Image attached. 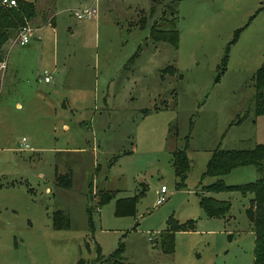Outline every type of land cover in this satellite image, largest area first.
Listing matches in <instances>:
<instances>
[{"label":"rangeland","instance_id":"1","mask_svg":"<svg viewBox=\"0 0 264 264\" xmlns=\"http://www.w3.org/2000/svg\"><path fill=\"white\" fill-rule=\"evenodd\" d=\"M32 1L29 24L45 45L12 46L17 71L0 90V264H91L97 246L107 257L121 242L126 264H254L249 195L213 193L231 204L221 217L199 201L216 180L203 176L215 149L264 143V115L253 113L264 0H164L153 11L150 0ZM89 6L93 18L75 16ZM152 27L177 30V48L153 41ZM54 56L55 67L42 63ZM181 149L190 170L178 186L171 157ZM258 176L239 166L223 180ZM101 191L114 195L97 205ZM134 195V215L116 216V201ZM56 210L68 228H53ZM170 217L187 229L174 233L168 254L158 240Z\"/></svg>","mask_w":264,"mask_h":264},{"label":"trees","instance_id":"2","mask_svg":"<svg viewBox=\"0 0 264 264\" xmlns=\"http://www.w3.org/2000/svg\"><path fill=\"white\" fill-rule=\"evenodd\" d=\"M15 6H5L0 3V56L3 45L15 35L16 31L28 23L36 16L35 5L32 0H16ZM151 10L164 0H150ZM146 18L140 19V27L144 28ZM237 32L235 33V35ZM149 37L157 41L171 43L175 48L178 44V32L175 29H150ZM236 38V37H235ZM234 38V40H235ZM225 60V59H223ZM219 79V75L216 80ZM255 94L253 97V113L255 116L264 115V67L256 70L254 76ZM243 118V117H242ZM241 120V118H240ZM240 120L236 121L239 122ZM253 165L258 171V178L254 181L244 184H226L223 177L232 169L239 166ZM171 166L174 174L179 178L177 183L181 186L187 173L190 170V163L186 151L175 150L171 157ZM264 143L256 144L251 149H215L207 163L203 176H214L216 180L210 184L201 186L202 196L200 197V206L209 217H221L226 215L231 207L229 201L220 200L212 195L205 193H218L221 191H237L242 196L249 195V203L245 209V214L251 224L254 235L253 263L264 264ZM58 180H66L64 186L70 185L69 174L57 176ZM13 184V183H10ZM1 186V185H0ZM114 192L101 191L97 194V205L107 203ZM137 195L119 198L115 205L116 216L134 215ZM88 213L91 215L93 207H88ZM52 226L55 229H65L69 226L67 214L62 210H56L52 214ZM185 224H180L172 217L167 220V228L159 234V244L165 253L171 254L174 251V233L176 231L186 230ZM124 244L119 246L107 257L100 254V249L96 247V255L91 264H126L123 257ZM76 264H85L83 259H79Z\"/></svg>","mask_w":264,"mask_h":264},{"label":"built area","instance_id":"3","mask_svg":"<svg viewBox=\"0 0 264 264\" xmlns=\"http://www.w3.org/2000/svg\"><path fill=\"white\" fill-rule=\"evenodd\" d=\"M0 3L5 6H15L17 4L16 0H0ZM96 8L93 6L89 7H82L76 10L75 16L78 19L81 18H93L96 14ZM40 34L38 33V29L31 26L28 23H26L24 26H21L15 33L14 36L9 38L8 42L11 46L20 45L24 46L28 43H30L33 39H39ZM6 68V58L2 55L0 56V82L3 76V73ZM51 79V75L48 71H44V81L49 82ZM23 141H25V138H22ZM24 149H29L30 146L27 143H24ZM166 193V187L161 186L160 190L158 191V197L156 200V204H161L165 200V194ZM152 236L149 237L151 239Z\"/></svg>","mask_w":264,"mask_h":264},{"label":"crops","instance_id":"4","mask_svg":"<svg viewBox=\"0 0 264 264\" xmlns=\"http://www.w3.org/2000/svg\"><path fill=\"white\" fill-rule=\"evenodd\" d=\"M50 20V23L54 26V21H53V16H51V17H49L48 18V21ZM32 21V19L29 21V23ZM36 26V25H35ZM37 28V27H36ZM38 29V33L40 34V38L39 39H33V41L35 40V41H39V43H41L42 45L44 44L45 45V43H44V40H43V37H42V35H41V29L38 27L37 28ZM55 44V43H54ZM25 46V45H24ZM14 47V46H13ZM40 47H42V46H40ZM33 48H35V46L34 47H32V48H27V49H29V51L30 50H32ZM12 49V46L9 44V42L7 41L4 45H3V47H2V49H1V55L3 54L4 55V57L6 58V68H5V71H4V73H3V76H2V79H1V82H0V90H2V88L4 87V83H5V77H6V75H7V72L9 71L10 73L12 72V77L14 78V75H15V72L17 71V66L14 68V63H13V65H12V67L11 68H9V62H8V59H9V51ZM24 55V57H26L27 58V55L26 54H23ZM35 59H37V57L36 56H34L33 57V60L35 61ZM38 59H40V58H38ZM51 59H49V58H47V62H45V60L43 59L42 60V63H46V64H48V66L49 65H52L53 67H55L56 65H57V62H56V56H54L53 58H52V61H50ZM46 68V67H45ZM63 104V103H62ZM64 105V104H63ZM65 127L67 128V125H65ZM24 138V137H23ZM33 140H32V144H33V142H34V137L32 138ZM27 144H29V143H27ZM29 146H30V148L28 149V150H32L33 148H32V145L31 144H29ZM60 149H64V148H60ZM209 195H212L213 197H214V194L213 193H208ZM216 198V197H215ZM225 219V218H224ZM249 229H250V233H252V235H253V231H252V228H251V224H250V227H249ZM252 240H253V246H254V235L252 236Z\"/></svg>","mask_w":264,"mask_h":264}]
</instances>
